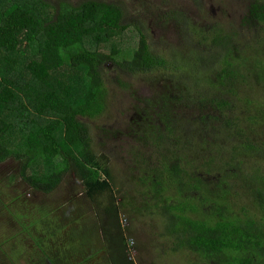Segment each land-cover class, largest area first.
<instances>
[{
  "label": "trees",
  "instance_id": "16d2710c",
  "mask_svg": "<svg viewBox=\"0 0 264 264\" xmlns=\"http://www.w3.org/2000/svg\"><path fill=\"white\" fill-rule=\"evenodd\" d=\"M166 16L191 33H203L204 40L210 36L211 29L193 24L184 12L171 9ZM243 23L264 24V0L250 4ZM212 30V45L183 60L186 75L175 73L159 96L145 100L147 108L133 110L126 138L143 149H158L160 159L152 167L134 155L141 175L127 191L131 199L121 196L117 204L115 196L128 180L120 183L101 161L84 121L106 111L102 66L146 74L167 68V59L152 51L142 26L127 22L120 2L0 0V163H16V177L43 196L71 172L85 198L108 217L102 228L107 222L112 226L108 264H135L126 258V237L117 225V215L130 207L131 215L151 221L162 241L155 261L164 262L169 251L192 254L196 264H264V101L251 96L258 85L264 88V59L248 62L234 54L237 30ZM213 49L222 50L220 58ZM206 61L211 68L205 69ZM176 99L183 102L179 108L200 111L209 103L218 116L203 117L186 131L171 115L177 112ZM234 100L243 103L238 118L231 111ZM100 130L108 135L109 130ZM117 134L122 133L108 136ZM204 138L206 146L217 138H234L239 146L221 157L228 149L198 150L192 139ZM243 157L247 172L245 162L238 161ZM44 225L55 234V224Z\"/></svg>",
  "mask_w": 264,
  "mask_h": 264
},
{
  "label": "rangeland",
  "instance_id": "374dc122",
  "mask_svg": "<svg viewBox=\"0 0 264 264\" xmlns=\"http://www.w3.org/2000/svg\"><path fill=\"white\" fill-rule=\"evenodd\" d=\"M45 1L51 4H57L59 1L76 4L80 0ZM105 1L120 2L124 7L127 22L142 26L152 51L163 55L169 64L167 68H161L159 71L136 75L109 63L102 66L101 75L107 89L106 111L94 120L84 121L89 126L93 149L100 156L101 161L116 176L118 175L120 183L125 179L128 180L125 184L126 188L120 192V197L115 196L117 203L121 201V196L131 199V194L127 191L134 188V182L136 183L141 175L135 168L134 155L138 161V156L146 159L152 167L157 165L160 159L157 157L158 149H143L136 141L126 138L131 125L130 117L135 107L147 108L144 104L145 100L159 96L158 94L170 85L175 73L186 75L187 70L181 68L183 60L186 61L195 54L200 55L203 49L212 45L209 42L215 31L212 29L220 28L228 34H231L232 30H237L238 32L232 35L236 47L239 48L238 50L235 48L234 54L240 52L238 55L247 56L248 62L264 59V24L243 23V17L255 0ZM171 9L184 12L193 24L211 29L209 38L204 40L203 33H191L176 19L167 17L166 13ZM124 37L128 39L129 34H125ZM217 50L212 51L217 52L218 56L217 54L216 56L220 58L222 50ZM192 51L195 53L190 54ZM208 63L209 61L205 62V69L211 68ZM203 64L198 66L201 68ZM176 65H180V71L172 70ZM255 88L251 96L257 98V101H264L263 86L258 85ZM204 89L210 93L207 86ZM253 98L250 97L251 100ZM182 103L178 99L175 100L178 106L177 112L171 115L185 130L192 128V124L203 117L209 119V116H218V111L211 108L209 103L207 108L201 111L196 106H193V109L179 108ZM242 109L243 103L234 100L231 111L235 113V117H239ZM231 111L226 114L228 118L233 117ZM100 128L109 130L108 135L114 134L116 130L122 134L120 136L117 134L115 138L113 137L115 135L108 136L105 132L102 134ZM206 132L212 135L214 130L207 125ZM192 140L198 144L200 152L201 147H209L208 150H216L220 147L228 149L221 154V157H228L231 149L239 146L234 138L230 142L217 141V138L212 146L205 145L209 143L205 138ZM201 154L207 155V153ZM178 155H175V159H178ZM238 161L245 162L244 172H247V157L238 158ZM177 162H181L184 166L186 163ZM16 172L17 165L13 161L0 163V264H51L52 260L57 261L55 264H108L110 236L107 231L111 229L113 232L112 226L107 222L108 229L102 228L108 217L99 212L92 201L85 198L82 187L71 172L68 176L65 175L58 189L47 196L33 193L27 184L16 177ZM131 208L117 215V225L126 237L128 260H132L135 264H151V262L196 264L192 254H190L192 256L187 253L173 255L166 250V258L162 260L164 262L155 261L158 252H163L160 245L162 241L156 238V231L151 221L148 218L141 219L131 215ZM112 219L116 220L114 217ZM44 221L57 226L55 234H48L50 229L44 225L45 223L43 224ZM63 255L68 257L62 260Z\"/></svg>",
  "mask_w": 264,
  "mask_h": 264
}]
</instances>
